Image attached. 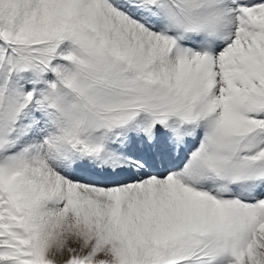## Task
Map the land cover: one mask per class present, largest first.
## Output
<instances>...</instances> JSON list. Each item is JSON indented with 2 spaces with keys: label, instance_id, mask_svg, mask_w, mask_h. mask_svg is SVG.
I'll return each mask as SVG.
<instances>
[{
  "label": "snow or ice",
  "instance_id": "1",
  "mask_svg": "<svg viewBox=\"0 0 264 264\" xmlns=\"http://www.w3.org/2000/svg\"><path fill=\"white\" fill-rule=\"evenodd\" d=\"M0 264H264V0H0Z\"/></svg>",
  "mask_w": 264,
  "mask_h": 264
}]
</instances>
